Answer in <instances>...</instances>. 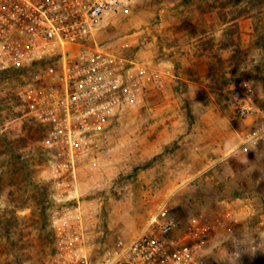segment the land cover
I'll use <instances>...</instances> for the list:
<instances>
[{"label":"rangeland","instance_id":"374dc122","mask_svg":"<svg viewBox=\"0 0 264 264\" xmlns=\"http://www.w3.org/2000/svg\"><path fill=\"white\" fill-rule=\"evenodd\" d=\"M162 36H226V47L234 46L214 79L196 89V100L179 92L180 136L195 126L206 140L208 122L199 121L204 114L232 123L231 88L245 78L264 104V0H130L106 16L97 38L116 49L128 42L140 58ZM45 67L0 72V264H45L54 251L55 217L78 203L98 257L119 238L142 234L165 201L180 230L202 211L227 221L208 245L218 264H264V151L244 152L229 140L222 152L208 154L193 149L192 139L167 136L157 138L160 152L141 150L143 140L154 141V129L169 130V121L154 127L156 93L113 119L107 142L82 160L79 202L72 200L52 179L40 143L46 127L21 96Z\"/></svg>","mask_w":264,"mask_h":264},{"label":"built area","instance_id":"2783aa9c","mask_svg":"<svg viewBox=\"0 0 264 264\" xmlns=\"http://www.w3.org/2000/svg\"><path fill=\"white\" fill-rule=\"evenodd\" d=\"M129 1L0 0V72L46 66L21 96L46 127L40 143L52 179L72 200H79L82 160L107 142L113 119L144 100L162 76L174 75L135 58L128 42L116 49L98 41L106 16ZM231 91L232 124L242 126L238 147L264 151V104L255 86L245 78ZM226 224L202 211L180 230L165 201L142 234L119 238L94 257L78 203L55 217L54 251L45 264H218L208 245Z\"/></svg>","mask_w":264,"mask_h":264},{"label":"crops","instance_id":"0c3cea01","mask_svg":"<svg viewBox=\"0 0 264 264\" xmlns=\"http://www.w3.org/2000/svg\"><path fill=\"white\" fill-rule=\"evenodd\" d=\"M225 38L226 36H162L158 44L155 43L154 49L143 53L141 58L148 59L158 68L163 66L172 68L174 75L161 78L160 82L153 85L146 93V97L155 96L156 93L160 95V100L155 101L158 112L154 116V127L156 125L161 127L169 121V130L166 132L165 128L162 130L154 129L156 136L154 141L148 144L146 139L143 140L141 150L145 151L153 146V151L160 152L161 142L159 139L164 136L183 138V141L184 139H192L193 149L196 147V149L208 154L222 152L229 140H233L239 145V131L242 126L237 127L231 121L219 119L218 115L204 114L199 118L201 122H208L206 126L210 128L206 140L201 139L199 128L195 126L192 133L186 136H180V132L176 130L179 122L183 119L177 110L181 107V94L179 92L188 91L182 94L183 99L196 100L198 98L196 89L201 86L206 87L215 77L219 64L223 60L226 61V57L229 55L227 52H234V46L228 45L226 47ZM162 50L165 51L164 57ZM213 121L218 123L217 127L219 128L216 131L211 129L213 128ZM213 133L217 134L212 135ZM180 143L182 142L179 141L178 144ZM207 160L210 161L208 157Z\"/></svg>","mask_w":264,"mask_h":264}]
</instances>
